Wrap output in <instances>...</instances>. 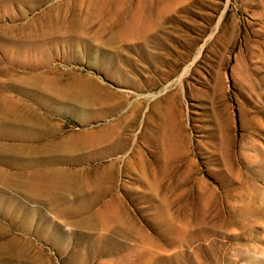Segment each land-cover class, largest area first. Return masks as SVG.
I'll use <instances>...</instances> for the list:
<instances>
[{"label":"rangeland","instance_id":"rangeland-1","mask_svg":"<svg viewBox=\"0 0 264 264\" xmlns=\"http://www.w3.org/2000/svg\"><path fill=\"white\" fill-rule=\"evenodd\" d=\"M150 4L151 40L127 39ZM77 80L88 105L48 86ZM36 116L52 134L14 135ZM0 133V264H264V0H0ZM45 169L86 213L63 210L74 190L26 192Z\"/></svg>","mask_w":264,"mask_h":264},{"label":"bare ground","instance_id":"bare-ground-1","mask_svg":"<svg viewBox=\"0 0 264 264\" xmlns=\"http://www.w3.org/2000/svg\"><path fill=\"white\" fill-rule=\"evenodd\" d=\"M175 1H179V0H175ZM161 13H164L163 8L158 9L156 5H152V4L147 5L146 7H144L143 9L135 13L134 18L125 27L124 36L127 37V39L129 40H132L130 38H135V37H146L149 39L147 41L148 43L151 40L150 37H148V33L158 25ZM48 86L56 95L62 98H66V100L72 99L83 105H88L90 103L89 101L91 97L93 96L92 87L87 85L86 82H83L80 80L75 81L74 83H72L71 85L67 87H59L55 84H50ZM1 109H2V114L3 113L4 114L6 113L14 114L15 113V109L11 105L3 106ZM2 118H5V117H2ZM20 121L24 124V127H22L21 129H17L14 135L21 137V138L37 137V138L43 139L42 137H48L54 131L52 127L50 128L48 126V123H46L42 118L38 116L27 119V120L23 118V119H20ZM14 126L15 125H13V127ZM3 128H7V127H3ZM128 143H129V139L120 137L119 141L109 148V152L115 153L121 150V148L126 149V147L128 146ZM56 147H55L56 150L59 151L61 154L68 155L75 151L76 143L74 140L68 139L62 142L61 144H57ZM179 147L180 146L175 145L173 142L171 143L170 159L168 162H166L167 168L165 170H169L172 167L173 165L172 155L179 149ZM17 148L16 150L20 154L22 153L24 155H28L31 157L36 156L35 151L37 149L35 150L29 147H20L18 149ZM31 157H30V160L27 161L26 165L29 167H32V169L42 164L48 165L49 163H52L53 161L51 157L42 156V157H38L39 158L38 160L31 159ZM14 162H17V161H14ZM139 166H140L141 173L143 175H147L153 172L152 167H151V162H149L146 159L143 162L139 163ZM39 168L41 167L39 166ZM113 170H114V167H113ZM113 170L110 167V171H113ZM35 172L33 174H30V176L28 177H24L23 180L21 179L22 187L26 190V192H28L30 195H33V196H39V197H45V198L47 197L49 199H54L53 198L54 195H57L61 192H69V191L74 190L78 194L77 199H75V201L72 203L70 202L65 203L63 210L71 215H81L82 216L84 213H86V211L88 210V200L82 194L78 181L75 180L72 175H70L69 173L63 170H46L45 169V170H39ZM112 219H116V217L112 216ZM176 227L174 226L173 228H176ZM8 248L14 251L20 250L19 247L16 246L15 244L9 245Z\"/></svg>","mask_w":264,"mask_h":264}]
</instances>
